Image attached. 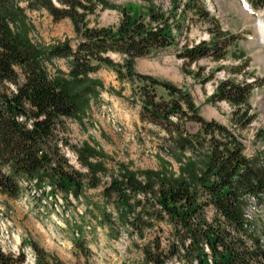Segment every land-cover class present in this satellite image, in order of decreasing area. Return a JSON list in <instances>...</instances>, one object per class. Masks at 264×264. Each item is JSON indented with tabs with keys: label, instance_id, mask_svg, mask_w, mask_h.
<instances>
[{
	"label": "trees",
	"instance_id": "16d2710c",
	"mask_svg": "<svg viewBox=\"0 0 264 264\" xmlns=\"http://www.w3.org/2000/svg\"><path fill=\"white\" fill-rule=\"evenodd\" d=\"M247 1L264 11V0ZM184 7L209 17L200 0ZM108 8L120 11L119 25L92 27L90 17ZM140 10L110 0H0V193L18 200L34 189L52 201L59 194L69 211L72 197L80 200L86 189L101 184L109 174L108 155L89 142L74 146L86 169L77 170L63 153L60 135L67 120L82 122L90 116L107 90L97 74L102 66L113 67L121 79L139 81L141 121L165 132L169 145L168 157H158V169L134 170L120 163L104 186V202L117 217L105 210L101 221L113 238L124 227L144 240L148 230L166 222L171 228L167 245L161 236L145 242L144 264H264V220L258 230L246 217L252 201L264 212V157L247 156L240 134L254 120L249 98L258 84L220 80L209 101H225L233 108L231 125L205 119L188 90L139 74L136 62L171 47L184 67L203 58L222 60L235 37L210 20L211 41L179 47L165 12L151 6L146 13ZM33 11H46L56 22L69 19L76 43L65 39L42 47L33 42ZM113 54L122 56L123 64ZM55 59H66L68 69L49 71ZM157 87L164 88L167 98L158 95ZM259 136L264 138V131ZM85 230L78 226L74 231L75 247L89 255ZM30 245L35 264H50L44 248ZM25 261V253L0 250V264Z\"/></svg>",
	"mask_w": 264,
	"mask_h": 264
},
{
	"label": "rangeland",
	"instance_id": "374dc122",
	"mask_svg": "<svg viewBox=\"0 0 264 264\" xmlns=\"http://www.w3.org/2000/svg\"><path fill=\"white\" fill-rule=\"evenodd\" d=\"M110 1L122 7L134 5L141 8L140 12L143 13L148 11L149 6L165 12L179 47L187 41L190 44L211 41L213 36L210 29L214 25L210 20L215 21L216 26L226 34L235 37L229 53L222 60L203 58L184 67L171 47L155 57L140 58L135 69L139 74L156 77L188 90L205 119L228 126L231 125L233 108L225 101L217 104L209 101L218 82L233 78L239 82L257 83L258 87L249 98L254 120L247 128L240 130V134L247 156L264 157V138L259 136L264 131V42L256 26L259 18L264 20V11L255 10L247 0H200L209 14L206 18L201 13L185 10L184 4L190 0H177L178 8L175 0ZM29 18L35 26L31 39L38 45L48 47L65 39L76 43L74 27L69 19L56 22L46 11L29 12ZM89 20L92 27H115L119 25L121 13L115 9H100ZM112 58L116 63L124 62L118 54H113ZM55 68L67 70V60L55 59L53 64H48L49 71L54 73ZM97 77L107 89L102 93L101 101L94 105L90 116L82 122L67 120L65 132L60 136L66 145H61L65 157L82 172L86 169L77 161L72 147L89 142L108 155L106 166L109 174L102 176L101 184L97 188L86 189L80 200L71 198L69 211L52 198L44 199L43 194H36L34 189L26 190L23 199L18 200L0 193V249L16 256L25 253V264H34L36 260L31 242L48 252L50 264H144L142 245L145 242L161 236L163 245L168 243L171 228L166 222H159L141 240L137 235H131L130 228L124 227L119 228V237L113 238L108 225L101 221L105 210L113 218L117 217L112 205L104 202L103 188L110 182L118 164H129L134 170L158 169V157H168L166 149L169 145L164 142L165 132L141 121V103L137 94L141 84L136 78L121 79L116 69L107 66H102ZM157 93L167 98L164 88L157 87ZM189 126L192 131L197 130L195 125ZM64 217L69 222L64 221ZM246 217L256 229H261L264 212L254 201L247 208ZM78 226L86 228L84 236L89 255L75 247L78 236H74V231Z\"/></svg>",
	"mask_w": 264,
	"mask_h": 264
},
{
	"label": "bare ground",
	"instance_id": "6f19581e",
	"mask_svg": "<svg viewBox=\"0 0 264 264\" xmlns=\"http://www.w3.org/2000/svg\"><path fill=\"white\" fill-rule=\"evenodd\" d=\"M257 28H258V30H259V32H260V35H262V41L264 42V20L262 19V18H259V20H258V23H257ZM47 191H51L50 190V188H47ZM55 198V197H54ZM55 202H56V204H61L62 205V203H63V200H62V197H61V195H56V198H55V200H54ZM127 238V237H126ZM3 251V250H2ZM5 252V251H4ZM12 252V251H11ZM33 263V262H32Z\"/></svg>",
	"mask_w": 264,
	"mask_h": 264
},
{
	"label": "water",
	"instance_id": "95a60500",
	"mask_svg": "<svg viewBox=\"0 0 264 264\" xmlns=\"http://www.w3.org/2000/svg\"><path fill=\"white\" fill-rule=\"evenodd\" d=\"M262 18V17H261ZM138 61V60H137Z\"/></svg>",
	"mask_w": 264,
	"mask_h": 264
}]
</instances>
